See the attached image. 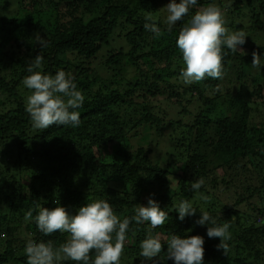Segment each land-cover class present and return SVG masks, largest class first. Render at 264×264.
<instances>
[{"label": "trees", "instance_id": "obj_1", "mask_svg": "<svg viewBox=\"0 0 264 264\" xmlns=\"http://www.w3.org/2000/svg\"><path fill=\"white\" fill-rule=\"evenodd\" d=\"M68 1L71 11L66 12L60 9L64 1L52 4L54 10L50 6L41 9V4L34 0L18 1L17 10L26 13V23L20 22L17 13L0 15V97H4L0 101V146L14 142L10 151L15 154L14 158L7 156V159L0 160V204L6 199L4 197L11 195L22 205L20 210H24L19 215L20 222L24 223L18 226L12 222L8 224L0 216V243L6 250L3 252L0 248V264L22 260L27 264V257L17 249L27 244V240L20 238L23 229L36 242L50 240L54 246L66 242L67 233L45 236L39 231L35 217L42 207L51 210L63 206L70 214H75L87 203L107 200L115 214L121 218L131 217L136 207L148 204V201L143 202L145 194L148 200L154 199L162 210L169 213L164 227L151 230L153 236L160 237L163 245L155 264H174L167 259L166 251L172 235L181 238L203 236L207 227L214 226L210 223L204 226L196 224L203 211H207L217 225L230 223L232 233L227 255L217 248L219 238L205 240L203 264H264V82L257 80L259 75L253 78L251 97L254 102H248L241 94L244 82L254 69L251 65L254 50L261 55L264 71V46L252 45L247 56L240 51L233 54L225 47L224 79L206 78L187 89L174 86L175 91L168 94V101L179 107L182 100L189 104L202 102L204 106L192 125H185L187 129L181 134V141L176 142L186 148L180 164L174 161L165 167L153 166L143 149H139L137 154L126 151L124 161L113 164L105 163L97 156L99 150L115 142L125 143L131 149L134 137L128 130L129 123L118 114L126 102L132 104L134 99L140 100L142 109L141 112L135 110L140 117L135 129H141L144 123L157 128L153 123L159 122L160 118L151 113L152 101L162 94L160 83L164 75L174 66L178 70L186 67L176 41L180 30L197 11L211 5L218 6L225 14L230 31H245L248 35L246 40L254 36L257 40L258 33H262L260 36L263 35L264 39V0H198L171 32L167 30L165 21L157 16V3L165 0ZM0 3L4 1L0 0ZM3 8L7 9L5 5L0 9ZM82 8L87 12L82 13ZM149 13L155 17L163 33L159 39H154V33L144 28L145 17ZM234 17L240 20L234 23ZM121 25L130 28L124 35L129 50L124 52L121 49L109 58L104 72L110 80L103 81L97 72L91 70L92 60L103 48L110 46L114 32ZM33 27L41 29L47 36V47L35 45L30 40L28 32ZM38 54L43 57L39 70L44 74L55 75L63 70L74 75L75 70L78 90L85 92L83 106L76 109L80 113L77 127L53 125L39 131L40 134L32 127L30 116L25 111L26 100L19 89L24 85L25 76L29 75L28 66ZM120 62L134 66L138 73L132 82H127V88H123L121 81L116 79L121 76ZM90 74L95 75L91 81L93 86L97 83L95 88L85 84ZM217 85L220 90H217ZM223 92L229 97L226 101L228 110H235L231 114H227L218 102ZM210 93L215 96L211 97ZM220 168L228 178L213 177L210 182L214 187L223 184L230 189L237 184L246 185L247 181L243 179L248 173L256 183L253 189L248 188L251 191L248 197H241L233 206L225 205L217 212L210 201L200 198L203 187L197 192L191 189V184L201 178L207 182L209 176ZM8 174L12 175L11 180H6ZM89 174H95L97 183H90V189L83 191L80 188L88 187L89 182L85 178ZM171 176L178 179L175 187ZM19 177H29V183H20L12 192L7 190L10 181ZM112 182L120 185V195L111 186ZM185 200L196 209V214L180 221L176 208ZM259 201L263 202L259 204ZM245 202L255 219L238 210ZM29 210H32L33 217L25 222V213ZM149 228L147 222L130 225L122 257L128 259L126 264H152L140 256V243L147 237ZM3 233L6 241L2 240ZM94 255L92 253L93 258ZM63 264L75 262L64 261Z\"/></svg>", "mask_w": 264, "mask_h": 264}, {"label": "clouds", "instance_id": "obj_2", "mask_svg": "<svg viewBox=\"0 0 264 264\" xmlns=\"http://www.w3.org/2000/svg\"><path fill=\"white\" fill-rule=\"evenodd\" d=\"M198 0H170L166 5L167 17L165 23L167 30L172 31L178 21L188 15L189 10L197 4ZM144 28L154 33V39L163 35L158 27L155 17L149 13L145 17ZM225 14L220 7L211 5L197 11L190 22L178 34L177 47L183 55L186 67L181 77L185 85H192L204 81L206 78L222 80L225 77L224 48L233 54L240 51L246 54L242 46L248 37L245 31H230L226 26ZM40 47H47L43 37L37 40ZM252 67H262L261 55L252 52ZM43 57L38 54L28 66L29 75L23 79L30 95L26 98L25 111L29 114L32 127L45 130L49 127L80 124V113L76 111L83 106L85 96L78 90L75 76L63 70L55 75L44 74L41 69ZM220 90V86H216ZM203 178L193 182L191 189L199 191L204 186ZM200 198L209 202L210 196L203 193ZM131 217L121 218L115 214L112 205L107 200H95L81 206L75 214H70L65 207L57 206L53 209L42 207L35 217L37 228L45 236L53 233H67L68 239L59 246L52 241L36 242L28 240L24 254L27 264H63L64 261H73L75 264H121L130 225L148 223L150 225L147 237L140 243V256L144 260L155 264L156 258L163 250L160 237L153 236L152 229L164 227L169 219V213L162 210L154 199H149L147 206L139 205ZM178 219L183 221L187 216L196 214V209L189 201H181L176 208ZM33 217L32 210L25 213V221ZM207 227L209 238H219L218 250L227 255L228 241L232 239L230 223L217 225L216 220L203 211L196 224ZM167 259L174 264H203L204 237L200 235L181 238L172 235L168 239ZM94 253V258L92 256Z\"/></svg>", "mask_w": 264, "mask_h": 264}, {"label": "rangeland", "instance_id": "obj_3", "mask_svg": "<svg viewBox=\"0 0 264 264\" xmlns=\"http://www.w3.org/2000/svg\"><path fill=\"white\" fill-rule=\"evenodd\" d=\"M4 3H0V8H2L4 5L7 7V9H0V15L1 16H7V15H13L17 13L19 16V19L21 18L20 22L24 23L27 21L28 17L26 13L22 11L17 10V2L20 0H3ZM64 1V3L60 6V9L62 12L68 11V0H34V2L41 4V9H47L48 6H50L51 9L53 7L52 4L58 3V2ZM170 2V0L165 1H158L157 3V16L161 18L162 20L166 21V17L168 15L166 5ZM28 7L32 8L31 5L28 3ZM54 10V9H53ZM71 11V10H69ZM20 12V13H19ZM52 12V11H51ZM82 13L87 12L86 8L81 9ZM53 13L46 15L50 16ZM92 16V15H91ZM234 23L238 22V18L234 17ZM244 18H241V20ZM227 22V21H226ZM26 23V22H25ZM28 37L31 41L35 43V45H39L37 40L38 37H43L45 40H47V36L41 32V29L39 28H31L29 29ZM130 30L129 27L125 28L124 26H119V28L114 32L113 37L110 40V46L103 48V50L100 52V54L92 60L91 70L95 73L97 72L103 81L110 80L109 75H107L104 71L105 70V64L109 60V58L113 57V54L116 51L123 50L124 52H127L129 50V46L126 43L125 40V34L127 31ZM262 33H258L259 38L256 40V36H254L252 39L248 38L245 43V48H243L244 52L246 53L245 56L249 55L250 47L252 45L255 46H264V39L263 35L260 36ZM262 38V40H261ZM244 54V53H243ZM121 63V76L117 77L116 79L120 80L123 84V88H127V82L133 81V78L138 75L137 70L134 66L131 65H124L123 62ZM185 67H182L180 70H178V67L174 66L171 68V72L164 75L163 81L160 83V89L162 91V94L157 97V99L153 100V104H151L152 110L151 113L155 116L159 117V122L153 123L154 126H157V128L151 127L148 123H144L141 126V129H138L135 127L138 126L137 119L140 117L137 116L138 114L135 113V110L140 111L142 108L140 107V100H133V103L130 104L129 102H126L124 105H122L118 111L120 118H125L126 122L129 123L130 128L128 130L132 133V147L129 149L126 147L127 145L125 143L121 142H115L109 147H106L105 149H101L97 152V156L101 157L105 163L113 164L116 162H123L124 161V154L126 151L133 152L134 154L140 153L139 149H143L145 155L148 157L149 162L153 166H160L165 167L167 164L172 163L174 161H178L177 164H180L185 156L186 148H182L178 143H176L178 140L181 141L182 133L186 131L187 128H185V125L191 126L194 122L196 116L199 114V111L203 109L202 102L198 104L197 102L193 101L191 104L187 103L186 100H182V106L179 107L178 105L171 103L168 101V94L170 92L175 91L174 86H179L180 88H188L191 85H185L183 83L181 73L182 70ZM112 74H114V71H111ZM75 75V74H74ZM257 75V80H260L261 82H264V71L262 70V67L260 69L254 68L248 79L244 82V87L242 88L241 94L243 97L246 98L248 102H254L253 97H251V94L254 90L253 81ZM95 75L90 74L89 78L86 80V86L90 88L97 87V83L95 86L91 85V81L94 79ZM120 83V84H121ZM119 84V83H118ZM116 86V85H115ZM22 96L27 98L28 95H30V90L26 89L24 85L21 86L19 89ZM82 92V91H81ZM85 96V92H82ZM233 94H235V90L233 91ZM210 96H215L214 93H210ZM188 98V97H187ZM4 97H0V101H3ZM229 100V97L226 95L225 92H223V95L221 99L218 101L220 104H222V108L227 114H231L233 111L228 110V103L226 101ZM256 103V102H255ZM254 103V104H255ZM257 103L260 104V102ZM134 104V105H133ZM253 105V104H252ZM253 107H256V105H253ZM141 108V109H140ZM141 112V111H140ZM263 116V114H262ZM127 128V127H126ZM39 131L36 129L35 132L38 134ZM34 135V133H33ZM188 138L191 139V136ZM14 145V142H8L6 144H3L0 146V160L7 159V156L15 157V154H13L10 151V148ZM194 148V147H192ZM191 148V149H192ZM222 165V164H220ZM213 169V166L211 167ZM14 171H12L13 173ZM213 177L217 178H223L227 177L228 174L224 176V171L222 168L220 170H216V172L209 176V179L207 182H205V187H203V194L206 196H210L211 200L210 203L214 206L215 210L218 212L222 208H224L225 205L228 207L233 206L238 199H241V197H248L250 192L248 188H254L256 181L254 179H250V173L247 174V176L243 179L247 181L246 185L237 184L236 187L232 186L230 189H228L225 185L220 184L218 186H212L211 182ZM12 175L8 174L6 177V180H11ZM172 179V185L173 187L176 186L178 179L174 176H171ZM86 182H89L88 187L81 186L76 188H80L83 191L86 189H90V183H93L94 185L96 182V176L95 174H89L85 178ZM28 184L29 183V177H19L17 180L10 181L8 184V189L10 192H12L13 188H18L19 184ZM111 186L118 191L119 195L122 193V189L120 188V185L117 184V182H112ZM207 191V193H205ZM6 199L3 200V202L0 204V216L2 218H5L7 223L10 224L12 222V225L18 226L23 224L24 222H20L21 218H19L20 213H23L24 210H20L22 208V205L14 199L13 196L9 195L7 197H4ZM148 201V195L145 194L143 197V202ZM263 202V201H262ZM262 202L259 201V204ZM264 204V202H263ZM143 206H147L146 204H142ZM210 205V204H209ZM206 204H204V207ZM239 211L243 214H250L253 217L252 211L249 210L248 204L245 202L242 205L238 207ZM206 209V208H205ZM255 219V217H253ZM30 221V220H29ZM20 222V223H19ZM26 222V221H25ZM242 222L245 224V219L242 218ZM25 225V224H24ZM23 225V226H24ZM24 228V227H23ZM4 237L2 240L6 241L7 237L3 233ZM204 241L205 240H213L214 238H209L207 236V230L205 231L204 235ZM20 238L23 240L31 239V237L27 236L24 229L20 232ZM23 242V241H20ZM0 248H3V244L0 243ZM17 249L24 253L25 246L20 245L17 247ZM3 252H5V248L2 249ZM127 258L121 259V264H126ZM6 264H26L22 260V262H14V263H6Z\"/></svg>", "mask_w": 264, "mask_h": 264}, {"label": "water", "instance_id": "obj_4", "mask_svg": "<svg viewBox=\"0 0 264 264\" xmlns=\"http://www.w3.org/2000/svg\"><path fill=\"white\" fill-rule=\"evenodd\" d=\"M74 74H75V70H74V72H73Z\"/></svg>", "mask_w": 264, "mask_h": 264}]
</instances>
